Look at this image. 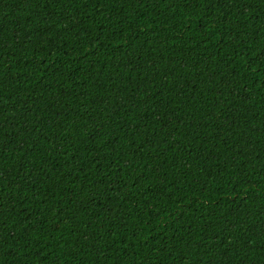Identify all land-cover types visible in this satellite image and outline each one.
Here are the masks:
<instances>
[{
	"label": "trees",
	"instance_id": "1",
	"mask_svg": "<svg viewBox=\"0 0 264 264\" xmlns=\"http://www.w3.org/2000/svg\"><path fill=\"white\" fill-rule=\"evenodd\" d=\"M0 264H264V0H0Z\"/></svg>",
	"mask_w": 264,
	"mask_h": 264
}]
</instances>
